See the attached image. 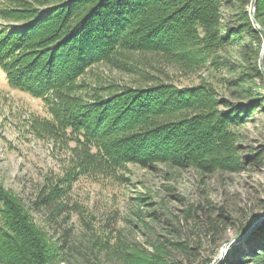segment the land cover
<instances>
[{"label": "rangeland", "instance_id": "rangeland-1", "mask_svg": "<svg viewBox=\"0 0 264 264\" xmlns=\"http://www.w3.org/2000/svg\"><path fill=\"white\" fill-rule=\"evenodd\" d=\"M19 5L36 4L0 0V10ZM218 6L201 15L213 38L191 47V60L126 50L78 80L83 100L125 88L198 90L169 118H192L205 137L193 163L86 161L72 142L30 128L49 117L45 103L9 87L0 69V198L24 207L41 252L53 257L47 264H219L264 229V0ZM247 44L250 60L240 51Z\"/></svg>", "mask_w": 264, "mask_h": 264}, {"label": "trees", "instance_id": "trees-1", "mask_svg": "<svg viewBox=\"0 0 264 264\" xmlns=\"http://www.w3.org/2000/svg\"><path fill=\"white\" fill-rule=\"evenodd\" d=\"M33 1L35 6L0 10L7 21L0 24V69L7 84L43 100L48 109L49 117L34 118L31 129L72 142L86 161L106 169L161 159L193 163L207 151L192 118L169 119L188 109L198 90L125 88L83 100L78 80L92 65L126 50L191 60L190 48L213 38L201 15L215 16L219 0ZM240 51L247 60L256 57L248 44ZM0 200L6 205L0 211V264H47L53 257L41 252L39 232L24 207ZM247 246L232 247L219 264H264V229Z\"/></svg>", "mask_w": 264, "mask_h": 264}, {"label": "water", "instance_id": "water-1", "mask_svg": "<svg viewBox=\"0 0 264 264\" xmlns=\"http://www.w3.org/2000/svg\"><path fill=\"white\" fill-rule=\"evenodd\" d=\"M261 224H264V219L261 220ZM257 229H258V226L255 227V228H250V227H249V228L245 229V230L241 233V235L239 236L238 241H241L242 239H245L248 235H250L252 232H254V231L257 230ZM227 246H228V245H226V246L224 247V249L222 250V252L225 251V249L227 248ZM232 247H234V245L231 246V248H232Z\"/></svg>", "mask_w": 264, "mask_h": 264}]
</instances>
